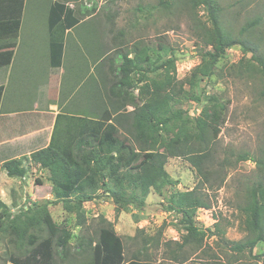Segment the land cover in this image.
I'll use <instances>...</instances> for the list:
<instances>
[{
	"label": "trees",
	"instance_id": "trees-1",
	"mask_svg": "<svg viewBox=\"0 0 264 264\" xmlns=\"http://www.w3.org/2000/svg\"><path fill=\"white\" fill-rule=\"evenodd\" d=\"M175 1L160 0L158 4L169 7ZM183 1L191 10L204 6L211 25L200 35L198 33L200 62L183 80L176 79L175 57L161 60L160 55L159 64L152 69L157 72L155 77H144L143 74L134 82L132 74L141 70L148 56L144 49H131L120 55L122 63L103 99V105L109 106L104 108L105 114L87 119L81 115L58 113L50 142L45 148L1 165L10 178L25 177L29 172L28 165L46 170L53 196L52 202L27 208L17 215H11L0 200V234L9 232V243L18 241L28 246L24 256L9 255L5 264H54L53 244L60 249L61 260L66 259L71 235L53 222L47 210L48 204L62 203L67 212L75 214L78 226L84 224L82 205L94 200L98 191L112 199L117 211L128 205L143 209L150 190L160 193L164 187L178 185V181L171 179L165 170V164L169 157L182 155L188 157L198 181L193 190L175 191L167 199L165 209L179 215L185 233L180 242L173 243L177 245L172 251L173 258L185 254L186 247L199 249L202 246L206 235L195 226L194 217L198 209L209 208L200 189L206 184L208 188L219 187L223 180V165H215L212 161L226 105L211 96L200 113L190 117L189 111L187 114L177 107L178 97L189 94L191 100L201 102L202 99L192 92L199 82L213 76L218 60L228 48L239 42L220 29L221 8L214 0ZM24 2L0 0V68L10 63ZM67 2L54 0L48 8L49 56L53 68L61 65L65 33L80 21L76 10L67 6ZM137 82L142 85L138 87ZM135 88L139 89L140 95H146L140 105H137L140 98L133 95ZM2 92L3 86H0V100ZM98 101L100 98L96 99V105ZM127 107L132 110L126 111ZM96 109L100 111L98 106ZM237 160H251L262 166L261 179L248 191L247 201L241 209L245 214L244 235L236 241L228 240L215 224V230L209 232L208 237L217 235L222 248L238 259L241 255L251 256L253 249L264 243V159L256 161L239 154ZM40 225L45 226L48 235L39 240L30 230ZM76 249L80 250V255L91 250L93 264H157L147 254L140 259V251L125 261L123 242L109 224L98 229L94 242L84 236L76 237ZM237 259L207 264H241Z\"/></svg>",
	"mask_w": 264,
	"mask_h": 264
},
{
	"label": "rangeland",
	"instance_id": "rangeland-1",
	"mask_svg": "<svg viewBox=\"0 0 264 264\" xmlns=\"http://www.w3.org/2000/svg\"><path fill=\"white\" fill-rule=\"evenodd\" d=\"M52 1L54 0L24 2L20 27L23 44L19 53L23 56L31 54L30 57L38 66L39 63L44 66L47 61L45 10ZM159 1L68 0V4L76 10L77 17L83 23L80 25L81 32L78 36L87 37L83 32L92 31L94 27L104 30V33L98 34L99 37L110 39L108 46L97 51L96 59L92 61L89 57V60L96 62L104 56L101 62H111L115 70L122 63L119 54L122 55L139 47L145 50L148 61L142 63L141 70L132 74L134 82L143 74L144 77H155L157 72L152 69L159 64L157 60L160 55L161 60L175 57L176 79L183 80L200 62L197 49L201 42L198 33L200 35L203 29L211 28L208 13L204 6L191 10L183 0L170 3L169 7H163L158 4ZM214 1L221 8L220 29L239 44L226 50L224 56L218 60L213 76L199 82L192 92V95L202 99L201 102L196 103L189 98V94H184L178 97L177 105L187 114L189 110L192 111L194 115L188 114L190 117L198 115L211 96L217 97L226 105L224 122L216 137L215 158L212 161L215 165L217 163L223 165L221 172L223 180L219 187L208 188L206 184L200 189L209 208L198 209L194 217L195 226L206 235L202 246L199 249L186 247L184 249L186 255L183 253L180 254L181 257L173 258L172 251L177 246L173 243L180 242L181 236L185 233L179 215L165 209L167 199L175 191L193 190L198 181L188 157L182 155L169 157L165 164V170L171 179L178 181V185L164 187L160 193L150 190L143 209L128 205L117 211L112 199L98 191L94 200L82 205L84 224L78 226L75 214L67 212L62 203L48 204L47 210L53 222L60 230H66L71 235L66 259L61 260L60 249L53 244L54 264H93L91 250L80 255V250L76 249V237L84 236L94 242L97 239L98 229L108 224L123 242L125 261L130 260L132 255L139 251L140 259L147 254L151 261L157 264H207L221 261L228 263L237 259L222 248L221 239L217 235L212 237L208 235L215 230L214 225L217 224L226 239L236 241L243 237L245 214L241 209L247 201L248 191L261 179L262 166L259 163L255 164L251 160L238 161L237 156L245 154L256 161L264 159V0ZM30 29L34 40L31 46H26ZM160 49L164 50L160 51ZM65 51V61L68 62L69 47ZM32 68L33 64L29 69ZM70 71L74 79L81 77V81L84 77L83 83H85L89 67L86 66L81 71L77 66H73ZM78 71L80 75H77ZM31 77L25 83L28 89L32 87ZM136 85L140 87L142 83L137 82ZM4 86L3 104L5 105L10 81L9 83L5 81ZM93 92L91 89V98ZM133 95L140 98L137 105L142 104L146 98V95L139 94L137 88L133 91ZM99 104H103L101 98ZM131 110V107L126 108L128 112ZM64 112L71 111L67 109ZM97 113L95 112L94 115L71 113V115L94 119L96 115L105 114V112ZM28 167L29 172L25 178L16 179L21 183L5 185V199L13 204V209L10 208L11 215L53 201L48 172L37 166L28 165ZM212 177L214 178L213 174ZM2 179L11 178L3 171L0 181ZM3 187L4 184L0 182V188ZM18 190H21L20 195ZM30 232L38 236L39 240L48 235L44 225ZM27 249L28 246L24 242L9 243L7 236H1L0 264L6 263L9 253L16 257L24 256ZM237 261L241 264H264V243H259L253 249L251 256L241 255Z\"/></svg>",
	"mask_w": 264,
	"mask_h": 264
},
{
	"label": "crops",
	"instance_id": "crops-1",
	"mask_svg": "<svg viewBox=\"0 0 264 264\" xmlns=\"http://www.w3.org/2000/svg\"><path fill=\"white\" fill-rule=\"evenodd\" d=\"M67 6L72 8L68 2ZM48 8L49 5L45 10L47 37V41H45L48 53L44 66L40 63L38 66L34 59L30 57L31 54L28 53L23 56L22 53H19L23 44L20 37V24L15 47L11 50L10 63L7 67L0 68V86H3L0 100V175L4 171L1 165L5 161L24 156L28 157L32 152L43 149L49 144L55 117L58 113H65L64 111L69 109L71 112L66 114L84 113L94 115L95 112H103L102 109L109 108L107 104L100 105L99 101L96 105V99L102 98L103 103L117 69L113 70L111 62H101L104 56H101L96 62H91L89 57L92 61L95 60L97 51L103 49L106 45L108 46L110 39L99 37L98 34L104 33V30L94 27L92 31L83 32L87 34V37L78 36L81 32L79 30L80 25L83 24L82 21H79L76 26L65 33L61 65L58 68H53L50 65L49 56ZM33 40L34 36L30 29L25 45L31 46ZM68 47L70 60L67 62L65 61V50ZM31 64H33V68L29 69ZM73 66H77L81 71L86 66L89 67V74H87L85 83H83L84 77L81 81V77L74 79L70 71ZM77 75H80L79 71ZM29 77H31L33 83L32 87L28 89L25 83L28 82ZM5 81H8V83L10 81V90L4 105ZM91 89L94 91L92 98ZM79 93L81 95H78ZM96 106L100 108V111L96 109ZM86 118L93 119L88 116ZM16 179H2L0 181L1 184H4V187L0 188V200L8 207L9 211L10 208L13 209V204L10 200L5 199V185H13L14 182L21 183ZM20 192L21 190H18V195H20ZM1 236H7L8 240L10 233L0 234V238ZM9 255L10 253L7 256L9 257ZM8 257L6 263H8Z\"/></svg>",
	"mask_w": 264,
	"mask_h": 264
},
{
	"label": "built area",
	"instance_id": "built-area-1",
	"mask_svg": "<svg viewBox=\"0 0 264 264\" xmlns=\"http://www.w3.org/2000/svg\"><path fill=\"white\" fill-rule=\"evenodd\" d=\"M189 111H190V110H189ZM190 114H191V115H194V114L192 113V111L189 112V115H190Z\"/></svg>",
	"mask_w": 264,
	"mask_h": 264
}]
</instances>
